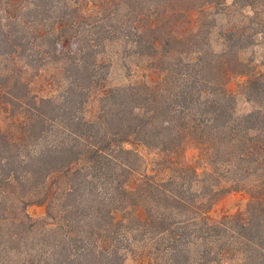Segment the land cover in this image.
Instances as JSON below:
<instances>
[{"label": "trees", "instance_id": "trees-1", "mask_svg": "<svg viewBox=\"0 0 264 264\" xmlns=\"http://www.w3.org/2000/svg\"><path fill=\"white\" fill-rule=\"evenodd\" d=\"M0 264H264V0H0Z\"/></svg>", "mask_w": 264, "mask_h": 264}, {"label": "rangeland", "instance_id": "rangeland-1", "mask_svg": "<svg viewBox=\"0 0 264 264\" xmlns=\"http://www.w3.org/2000/svg\"><path fill=\"white\" fill-rule=\"evenodd\" d=\"M192 16L195 17V14L193 13ZM104 58L111 64L110 75L108 78V83L110 85L125 84L129 80L139 77L140 71L131 76L127 75V70L125 67L126 62L134 64L135 61L124 59L121 49L117 44H111L107 46L104 52ZM38 83L35 85L36 88ZM234 86L235 81L233 80L229 87L230 89H234ZM237 108L239 110H246L249 108V104L245 102L242 97H238ZM246 201L247 194L244 191H232L220 199L216 206V210L218 213L231 214L236 210L243 208ZM27 211L33 217H36L43 212L42 208L37 205L29 206ZM130 262H134V259H130Z\"/></svg>", "mask_w": 264, "mask_h": 264}]
</instances>
